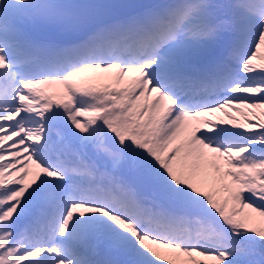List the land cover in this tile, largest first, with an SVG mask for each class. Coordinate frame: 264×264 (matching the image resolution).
<instances>
[{"label": "snow or ice", "instance_id": "snow-or-ice-1", "mask_svg": "<svg viewBox=\"0 0 264 264\" xmlns=\"http://www.w3.org/2000/svg\"><path fill=\"white\" fill-rule=\"evenodd\" d=\"M0 264H264V0H0Z\"/></svg>", "mask_w": 264, "mask_h": 264}]
</instances>
